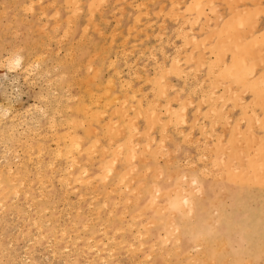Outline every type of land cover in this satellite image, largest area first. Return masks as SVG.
<instances>
[{
  "label": "rangeland",
  "instance_id": "1",
  "mask_svg": "<svg viewBox=\"0 0 264 264\" xmlns=\"http://www.w3.org/2000/svg\"><path fill=\"white\" fill-rule=\"evenodd\" d=\"M251 1L252 3L250 0H0V65L4 64L0 66V74L6 73L8 78L15 79L13 83H5L7 91L0 93V106L10 104L11 111L20 118L14 129L9 128L8 121L0 123V169L11 168L15 182L24 179L26 186L23 190L30 188L28 204H24L22 200L15 202L10 195L5 199V214L0 213V264H63L62 258L77 264L73 255L64 257L62 254H55L52 258L46 252L49 245L46 242L56 239L61 229H65L64 232L71 238L77 235L84 239L95 230L113 236L114 244L117 245L108 264L249 262L248 255H251L254 243L247 240L246 233L251 226H259L264 231V178L247 179L255 176L256 170L252 166L255 160H258L264 174V127L258 126L259 122H264V98L261 97V92L250 94L246 89L235 90L233 84L227 90L225 86H219L217 77L219 69L229 68L235 53H243L249 62H255V65L245 64L249 71V76L245 74L247 79L253 80L264 74V34L260 37V30L264 33V0ZM72 3L78 7V12H73L75 7ZM195 3L198 5L197 9L194 7L195 10H189L188 7L193 4L195 6ZM200 10H203V14L199 13ZM180 17L189 18L188 21L185 19L188 24L184 27L186 26V31H191L190 44H184L181 37H177ZM199 44L201 46L197 47ZM244 45L248 48L243 47ZM161 47L164 59L160 53ZM175 53L180 55L177 64L183 66L181 70L185 74L182 78L159 71V66H169L168 59L174 58L171 56ZM217 53L221 54L220 63L213 71V76L207 75L205 66L196 65L195 61H199L201 57L211 61ZM190 54L195 60L187 62L184 58ZM10 55L12 58H22L20 65L16 66L13 61V64H9V67L14 66L12 70H8L7 64L3 62L4 57ZM29 62L30 66L27 65ZM124 63L128 66L131 64L130 70L140 71L138 77L135 76L137 79L132 77L131 87L140 90L146 98H152L150 83L156 81L160 72L173 86L170 98H167L169 106L185 103L182 106L184 110L180 111L181 121L176 131L168 121L171 111L160 107L161 99L157 100L160 112L153 116L154 121L144 114L135 119L137 129L133 132L136 137L132 154L137 151L136 155L142 157L144 163L141 165L137 158L134 169L142 175L144 181L149 180V175L154 171H161L157 178L160 193L170 194L173 187H176L180 192L193 194L194 204V214L184 215L183 207H179L176 211L177 220H171L175 213L167 210L163 221L159 222L157 214L149 207L151 199L148 196L134 202L137 210L143 212V225L140 229L145 244L133 254L129 251L131 247L128 248V244L135 247L141 242V238L132 239L130 231L124 230V225L119 223L117 215L124 210L122 204L116 205L117 202L114 201L115 206L111 207V201H108L105 206L101 205L104 198L100 193V183H97L99 192L77 197L83 191L81 188L75 190L70 185L65 190L59 181L62 178L51 174L53 167L67 170L71 168L69 164L67 167L62 165L65 162L61 157H54L56 154L53 151L57 147L51 140L55 136L62 137L66 133L75 136L76 141H80L83 149L87 150L79 155V163L84 165L87 163L86 154L95 150L88 149L89 146L102 144L108 148L114 144L122 145L127 137L133 135L119 116L117 104L107 107L102 104L108 112L107 117H112L115 123L112 129L106 124L93 121L88 124L89 114L79 111L81 106L89 104V91L95 96L105 93L108 86L105 83L113 79L115 71L120 72L122 80L128 79V69ZM25 74L26 78L23 77ZM195 81H202L203 91L211 84L217 97L216 102H223L219 107L223 119L219 122L211 124L210 118L213 117H204L206 104L199 101L200 88L189 89ZM213 81H217V87L212 84ZM229 92L241 97V106L249 104L248 109H253L260 121L253 123L249 114L241 113L239 103L233 104ZM112 95L114 98L123 97L117 88ZM259 98L263 99L262 102ZM257 100L260 102L256 107L253 104ZM121 102L125 104L124 100ZM198 107L200 111L196 116ZM83 113L87 115L84 116ZM185 120L201 125V128L195 126L188 133L189 140L195 141L194 145L180 140V136L186 134V128H191L187 124L181 125ZM51 122L54 123L53 126H50ZM88 125L91 127L89 130ZM204 128L213 131L212 136L214 133L222 136L221 146L216 144L212 136L205 135L206 141L203 140L201 129ZM90 130L94 132L90 133ZM248 131L259 139L260 146L247 141ZM160 139L162 149H166H161L163 152L153 161L148 157L147 150L151 146L155 148L154 145ZM59 145L63 148L64 142L61 140ZM38 148L42 149L40 153ZM91 155L92 159L88 160L94 163H90L94 171L97 169V157L94 152ZM117 166L119 171V165ZM73 171L77 173V169L72 166L68 172ZM153 181L151 178L150 182ZM13 185L17 184L12 183ZM21 188L22 186L18 189ZM40 193L46 196V203L39 198ZM158 200L160 204L163 203V199ZM28 206L30 210L26 212ZM36 210L41 213L36 214ZM109 210H113L115 215H108ZM126 210L127 208L124 212ZM38 217L45 222L41 228L40 240L33 224L38 223ZM187 219L193 220L190 226L196 227L200 234L186 233ZM51 221L55 222L53 226L49 225ZM98 232L92 235L95 240L101 238ZM57 242L58 247L64 245V240ZM80 243L81 241L77 242ZM212 249L227 251L228 256L215 261L209 256ZM248 264H264V255Z\"/></svg>",
  "mask_w": 264,
  "mask_h": 264
},
{
  "label": "bare ground",
  "instance_id": "2",
  "mask_svg": "<svg viewBox=\"0 0 264 264\" xmlns=\"http://www.w3.org/2000/svg\"><path fill=\"white\" fill-rule=\"evenodd\" d=\"M250 2L252 3L251 0H250ZM72 4L75 7V4L74 3H72ZM136 5H135V7H136ZM196 5L197 4L195 3V6L193 4V6L188 7V9L189 10H195V8L197 9V7H198V5L197 6ZM172 6H174V5H172ZM258 10H260V9H258ZM78 11H79L78 7L77 8L75 7L73 12L76 13ZM201 12L203 14V10H200L199 13H201ZM157 13H159V12H157ZM252 13H253V10H252ZM175 17L177 18L178 15H176ZM197 17L195 20H197ZM239 17H240V14H239L238 18ZM243 17H244V15H243ZM185 19L180 17L181 22L178 26L179 28H177L179 30L178 31L179 36L177 35V37H179V38L181 37V39L184 41V44H190L192 42L190 40V39H192L191 35H190L191 31L189 30L190 31L189 32V31L185 30L186 26L188 24L187 21L189 20V18L186 19L187 21ZM198 19H199V17H198ZM194 23H196V22H194ZM184 25H186V26L184 27ZM194 25H196V24H194ZM227 25H229V23ZM175 32H176V29H175ZM180 33H181V35H180ZM263 34H264L263 31L260 30V37ZM146 38H147V36H146ZM193 40H194V38H193ZM195 42L196 41L194 40L193 43H195ZM198 46H201V44L197 45V47ZM243 47L248 48L247 45H244ZM215 48H217V46ZM160 50H161L160 51L161 56L164 59L165 58L164 50L162 49V47ZM178 56H180V55H178L176 53L173 56H171L174 58L168 59L169 66L167 68L164 66H159V71L161 73L164 72L165 74H169V75L175 76L177 78H182L185 73H183V71L181 70V68L183 66L180 67L179 64H177V61L179 60ZM8 57H11V55L4 57L5 60L3 61L5 64H7L6 67L8 70L9 69L12 70L14 68V66H13V68L9 67V64H11L12 61L16 64V66L20 65L22 58H20V57H13L12 58L11 57L12 60H10L11 58H8ZM124 57H125V55H124ZM220 57H221V54L217 53V55H215L211 61L209 59L205 60L201 57L200 60L195 61V63H197L196 65H198V67L199 66L200 67L205 66V68L207 70V75L211 74V76H213L214 75V74H212L213 71L219 67ZM262 58H264V57H262ZM192 59H194V58H193V55H191V54H190V56H185V58H184V60H186L187 62H190ZM233 59L234 60L228 69H226V70H220L219 69L218 70V77L217 78L219 79L218 82H220L219 86H221V87L225 86V88L227 90H229L228 87H230V85L233 84L235 86V90L236 89L237 90L246 89L250 94L261 92L262 93L261 97L264 98V74H262L261 76H258V77L256 76L257 78H253V80H250V78L249 79L246 78V76H249V73H248L249 71H248L247 66L245 64L249 63L251 65H255V62H252V63L249 62V60L244 57L243 53H239V54L235 53ZM1 60H3V59H1ZM35 60H37V59H35ZM154 60L156 61L155 58H154ZM194 60H192V61H194ZM30 62H29V64H27L28 66H30ZM249 64H247V65H249ZM2 65H4V64H2ZM2 65H0V66H2ZM34 65H35V63H34ZM124 65L128 69V73H127L128 79L122 80L120 78V72L115 71L113 73V79L106 81V83H105L106 86L108 84L107 88L105 89V93L98 94L95 96V95L91 94L93 92H91V91L88 92V93H90V94H88L89 95V100H88L89 104L86 107L81 106V108L79 109V111L89 114L87 116L88 117V121H87L88 124L90 123V121H93L97 124H106V125H108V128L112 129L115 123H114L112 117H109V118L107 117L108 112L105 111L106 109L103 108L102 104H104L105 107H107L108 105L113 106V105L117 104L119 106V111H120L119 116L121 117L122 120L125 121L124 123H125L126 129L131 134H133V132L137 129L136 122H134L135 119L141 118V116L144 114L151 121L155 120V118H153V116H156L160 112V110L157 109V106H159V104L157 103V100L161 99L160 107H165V110L171 111L170 114L168 115V121H170V124H171L173 130H175V131L178 130V128L180 126V121H181V120H179L180 119V111L184 110V108L182 106L185 103L179 102L176 105L169 106V100L167 98H170L169 93L173 90V86L168 83V80L166 79V77H164L165 75L161 74L159 72L160 76L158 75V77H156V81H154V80H152L154 82L148 81V82H152L150 84L152 86L151 88L153 91L152 98L148 99V98H146V95L141 93L140 90H136V89L134 90L131 87L132 77L139 75L140 71H138L136 69L130 70L132 68V67H130L131 64L128 66L126 63H124ZM157 65H159V64H157ZM28 66H27V68H28ZM6 67H4V68H6ZM162 67H164V68H162ZM198 67L196 66V69H198ZM16 68L17 67H15V69ZM24 70H22V71H24ZM10 72H12V71H10ZM25 72L28 73L27 70H25ZM196 72H198V71H196ZM245 74H246V76H245ZM253 74H254V72H253ZM94 76H95V73H94L93 77ZM23 77L26 78L27 74H25V76H23ZM137 77H135V78L137 79ZM194 77H195V75H194ZM205 78H207V77H205ZM22 80H24V79H22ZM143 80L146 81V79H143ZM14 81H15V79L14 78H12V79L8 78V75L6 73L0 74V93L1 94L6 93L5 91H7V90L5 87V83H8V82L13 83ZM145 81H144V83H145ZM30 82H32V81H30ZM115 82H116V84H115ZM201 82H198V81L192 82V85L190 86L189 89H191V87H193V89L200 88V92H199V96H198L199 101L202 102V104H203V102H204V104H206V110L203 112V115H204V117H207V118L213 117V118H210V119H212L211 124L217 123V122H219L220 119H223L221 109H219L220 104L223 102H221L220 100H218L216 102L217 97L214 94L215 90L212 89L213 86L210 84L211 81L209 83L207 82L208 85L209 84L210 85L207 87L208 89H206L204 91L201 90V87H202ZM216 82L217 81H213L212 84L217 87ZM47 83H49V82L47 81ZM28 84H29V82H28ZM97 88H98V86H97ZM115 88L119 89L120 94L123 96L122 98L118 97V96H117L118 98L113 97L112 92ZM152 91H151V93H152ZM243 93H244V91H243ZM229 97L232 100L234 105L236 103H239V100L241 98V97L239 98L238 95L235 96L231 92H229ZM176 99L179 101L178 97H176ZM122 100H124L125 104H123L121 102ZM260 100L254 101L255 103L253 105H255L257 107L258 102H260ZM262 100H261V102H262ZM66 101H68V100H66ZM185 102H187V101H185ZM241 105L242 104H240V103L238 105L241 113L249 114V116L251 117V121L253 123L260 121V120L258 121L255 113H253V111H252L253 109H251V108L248 109L249 106H247V105H249V104H247V105L245 104L243 106H241ZM35 107H34V110H36ZM11 108H12V106L10 104L0 106V123H3L4 121H8L9 122V125H8L9 128L14 129V128H17V126H18L17 121L19 122L20 118H19V115L17 113L11 111ZM37 109L39 110V108H37ZM56 111H55V113H56ZM59 111H61V110H59ZM199 111H200V108L199 107L196 108V111H195L196 116L199 115ZM84 113H83V115L86 116L87 114L85 115ZM102 116H105V117H102ZM248 119H249V117H248ZM65 122H67V121H65ZM53 124L51 122L50 126H53ZM186 124L191 128H186V130L184 131V132H186V134L180 136V140L190 142V143H192V145H194L193 142H195V141H192V139L189 140L190 138H188V133L191 132L195 126L198 129L201 128V125L194 123V122H190V120L183 121V123L181 125L185 126ZM50 126H49V128H51ZM258 126L264 127V122H259ZM100 127H101V125H99V128ZM90 128L91 127H89V125H88V130ZM52 129H53V127H52ZM93 130H90V133L94 132ZM201 131H202L201 137H203L204 141H206L205 135H208V137H210V136H212L211 134L213 133V131H209V130L207 131L205 128H204V130L201 129ZM28 132H27V134H28ZM20 133H21V131H20ZM30 133H32V132H30ZM66 134H65V136L61 135L62 137H57L53 133V135L55 137L51 141H53V144H55L57 147L56 151H53V152H55L56 155L54 153H51V152H49V153L54 154L55 158L57 156V158L61 157L62 159H64V162L66 164L64 163L65 165L64 164H62V165L64 167H67L70 165L69 168L70 167L72 168V166H73L74 168L77 169V173H76V171L69 173L68 171L71 168L69 170H67L66 168L54 169V167H53L51 174L58 175L60 178H62V180H59V181L65 190L70 185H73L75 190H76V188H81L83 191L81 192V194L77 195V197H81V195H84V194H95L97 191L99 192V190L97 189V183H100L102 185L100 193L103 194V198H104V200L100 203L101 205L105 206L106 202L111 201V207H113V206H115L114 201H116L117 202L116 205L118 203H120L124 206V210H125V208H127V210L125 212H124V210H122L121 212L118 213L117 216H118L119 223L124 225V227H125L124 230L130 231V236H132V239L140 240V238H141V240H140L141 242L139 241L140 243H138L135 247L130 246V243L128 242L129 243L128 248L131 247V249L129 251L132 254L137 253L138 250L140 249V246L145 244L144 243L145 242L144 236H143V233L140 229L141 225H143L142 221H141L142 216H143V212H141L140 210H137L134 202L138 201L139 199H141L145 196H148L151 199L149 207L151 209H153L154 214H157V218L159 219V222L163 221L164 214L167 210H169V212L175 213L174 217H171L172 218L171 220H177L178 214H176V213H178V212H176V211H177V208H179V207H181V208L183 207V214L184 215L194 214V204L192 203L193 194H191L190 192H180L176 187L175 188L173 187L170 194L162 193V192L160 193L159 181L157 180V178H158L159 174L161 173V171L160 172H159V170L154 171L152 175H149V180L144 181L142 179V175H139V173L134 169V165H135L134 162L137 158L139 159V162L141 165H143V163H144L143 158L136 155L137 151H135V154H132L135 150L134 149L135 137H136L135 134L131 135L130 137H127L125 139L124 144H122V145L121 144H114V145H112V147L109 146L108 148H105V146H103L102 144H99L97 146L92 145L91 147L87 146L88 149L89 148L95 149V150H93V152L96 153V157H97V160L95 163V165L97 166V169L94 171L91 169L92 165L90 164L93 162H91V160H88V159H92L90 157H92L91 154L93 152H89L86 154V157H85V159L87 158V160H85L87 162L86 164H84V165L80 164L79 162H81V161L79 160V155L83 152H86L87 150H86V148L83 149L80 141H76L75 136L71 135L73 137L72 138L70 136V134L69 135H66ZM32 135H33V133H32ZM25 136L27 137V135H25ZM37 136H39V135H37ZM93 136L95 137V135H93ZM253 136L254 135L250 131H248L246 134L247 141L250 143L255 142L258 144V146H260L259 139L255 138ZM212 137L215 140L216 144L221 146L222 142L220 140H221L222 136L214 133V135ZM251 137H253V139H251ZM28 139L30 140L31 138H28ZM61 140L64 142L63 148L59 147ZM94 140H96V139H94ZM161 141L162 140L160 139V140H158V142H156V144L154 145L155 148H153V146H151V148H148V150H147V153L149 155L148 157L150 159H153V161L156 160V157L158 156V154L161 155V152H163L162 151L163 149H166L164 147L162 149V146L160 145ZM218 142H220V143H218ZM183 143L185 144V142H183ZM53 149L54 148H52V150ZM38 150H39V148H38ZM40 151H42V149H40L38 151V153H40ZM51 154H50V156H51ZM28 161H29V159H28ZM18 164L19 163H17V165ZM50 164H48V165L50 166ZM67 164H69V165H67ZM117 164L119 165V168H120L119 171H117V168H118ZM189 165H190V163H189ZM252 166L256 170L255 176H251L253 179L249 178V177H247V179L262 180L264 178V174L262 172L260 164L258 163V160H255V162L252 164ZM203 169H205V168H203ZM0 170H1L0 171V213H1V215H4L5 214V199L8 197V195L12 196L11 198L15 202L22 200L24 204H28L29 197H30L29 196L30 188L26 187L25 190H23V188L26 186L24 183V181H25L24 179L19 180L18 182H15V179H14L15 176L13 175V173H11V168L6 167L3 170L2 169H0ZM199 170H200V168H199ZM199 173H201V170ZM202 173H204V172H202ZM205 175H206V173H205ZM16 176H18V175H16ZM37 176H38V174H37ZM151 178L154 179V181L152 183L150 182ZM39 182H41V181H39ZM12 183L17 184V185L12 186ZM20 186H22V188L18 189V188H20ZM16 188L18 190H16ZM64 193H66V192L64 191ZM111 194L113 195V197H109ZM39 196H40L39 198L42 200V202L46 203V201H47L46 196H44L43 193H40ZM158 199H163V203L160 204ZM29 208H30V206H28L26 208L27 209L26 212H28L30 210ZM44 211H46V210H44ZM40 213L41 212L36 210V214H40ZM107 214L108 215L109 214L115 215L113 213V210H109L107 212ZM126 214L128 215V218H127ZM37 219H39V221L37 220L38 223H33V224L36 227V236H38L39 237L38 239L40 240V239H42L41 228L45 222L41 221L40 217H38ZM192 221L193 220L187 219L186 223H188V224L183 223V225L186 224V231L187 232L186 231L185 232L187 234H190V235L200 234L197 231L196 227H194L192 225L190 226ZM54 224H55L54 221H51L49 223L50 226H53ZM168 228H170V227H168ZM190 229H192V230H190ZM64 230L65 229H61L60 231H58L59 236L56 238L57 240H60V241L64 240V245H62L61 247H58V242L55 238H53V241L48 240L46 242V244H49L47 246L48 250H46V252H47V254H50V256L52 258L55 256V254H62L64 257L69 256V255H73L74 258L77 260L75 262L77 264H78V262H79V264H108V261L113 256L112 251L114 250L115 245H117V244H114V237L113 236H107L104 231H101L99 233L98 230H95V231H91L90 235L84 239H80L77 235H75L73 238H71V237L66 235ZM114 231H116V230H114ZM97 232L100 234L101 238H99L98 240H95L92 237V235L94 233H97ZM148 232H149V230L147 229V236L149 235ZM246 237H247L248 241H252L254 243L252 253L250 256L248 255V261H249L248 263H251L255 259H259V258L263 257V255H264V231H261L259 229V226H251L249 228V231L246 233ZM202 238L205 239L204 236H202ZM51 239H52V237H51ZM79 241H81V243L77 244V242H79ZM177 242H178V239L176 240V243ZM198 243H200V240L198 241ZM152 249H153V247H152ZM175 252H177V251H175ZM225 255H226V257L228 256L227 251L222 252V251H219V250L217 251L214 249H212L210 254H209L210 258H212L215 261L221 260ZM167 256H168V254H167ZM62 259L64 261L63 264H74L70 260L67 261L64 258H62ZM191 261H193V260H191ZM139 262H140V260H139ZM209 263H211V262H209ZM248 263H246V264H248ZM134 264H136V263H134Z\"/></svg>",
  "mask_w": 264,
  "mask_h": 264
}]
</instances>
